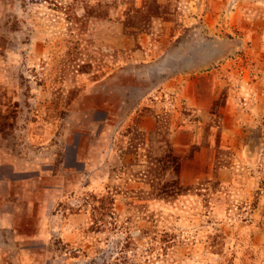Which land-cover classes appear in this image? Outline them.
Instances as JSON below:
<instances>
[{
  "label": "rangeland",
  "instance_id": "obj_1",
  "mask_svg": "<svg viewBox=\"0 0 264 264\" xmlns=\"http://www.w3.org/2000/svg\"><path fill=\"white\" fill-rule=\"evenodd\" d=\"M0 264H264V0H0Z\"/></svg>",
  "mask_w": 264,
  "mask_h": 264
},
{
  "label": "crops",
  "instance_id": "obj_2",
  "mask_svg": "<svg viewBox=\"0 0 264 264\" xmlns=\"http://www.w3.org/2000/svg\"><path fill=\"white\" fill-rule=\"evenodd\" d=\"M178 126V125H177ZM182 129L183 127L182 126H178L176 127V129L174 131H172L171 135H170V140L171 142L175 145V146H178L180 145V141L181 139L185 138L183 133H182ZM184 130V129H183Z\"/></svg>",
  "mask_w": 264,
  "mask_h": 264
}]
</instances>
